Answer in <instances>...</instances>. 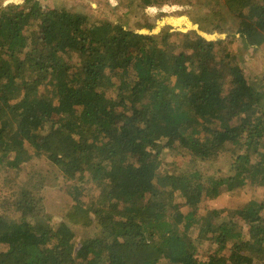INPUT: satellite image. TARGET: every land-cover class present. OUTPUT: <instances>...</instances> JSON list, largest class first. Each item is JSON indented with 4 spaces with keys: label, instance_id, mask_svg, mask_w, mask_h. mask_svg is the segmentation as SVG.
Wrapping results in <instances>:
<instances>
[{
    "label": "trees",
    "instance_id": "16d2710c",
    "mask_svg": "<svg viewBox=\"0 0 264 264\" xmlns=\"http://www.w3.org/2000/svg\"><path fill=\"white\" fill-rule=\"evenodd\" d=\"M194 15L264 44V0H204ZM247 77L227 44L196 32L140 34L52 0L0 7V166L45 156L76 182L58 225L26 188L8 203L0 264H264V90ZM166 148L188 168L160 172ZM220 158L226 176L203 172ZM89 182L102 190L86 205L75 194ZM246 186L263 199L199 213ZM230 210L247 232L223 224ZM73 227L96 233L77 247Z\"/></svg>",
    "mask_w": 264,
    "mask_h": 264
},
{
    "label": "rangeland",
    "instance_id": "374dc122",
    "mask_svg": "<svg viewBox=\"0 0 264 264\" xmlns=\"http://www.w3.org/2000/svg\"><path fill=\"white\" fill-rule=\"evenodd\" d=\"M31 1L33 0H0V7L9 4L23 6ZM182 1L184 3H181V0H169V2L162 3L161 5L155 3L148 5L143 0H52V3L71 10L86 12L95 19H106L113 23H118L125 29L140 34L158 37L165 30L182 33L196 32L208 40H221L238 56L244 73L248 76L247 78L251 82H260L259 87L264 90V44L262 46H250L249 41H245L236 32L237 29L234 26L231 28V32L226 33H220L216 29L201 30V24L197 23L198 20H196L197 18L194 13L204 0ZM191 2L195 3L198 7H191L190 4H193ZM173 40L175 39L173 38L170 42H173ZM166 143V141H163L164 145ZM181 156H184V154L180 150L173 152V150L166 148L160 156V172H165L171 167L187 169V162L189 160L182 159ZM173 161L174 163L172 164L171 162ZM214 163L213 165H206L203 172L210 174V172H214L215 167H218L222 173L220 176H226L225 174L230 166L229 159L220 158ZM53 168L45 156L32 159L18 171H8L6 167L0 166V215L13 214L8 203L14 201L26 188L33 192L35 198L37 197L41 200L43 204L42 212L49 218L45 219L51 221L53 225H58L71 206L75 204L74 195H71L74 190H70V188L76 182L65 183L63 176L57 174ZM35 178L38 182L42 183L40 188L36 187ZM78 186H81V189L79 194L76 193L75 196L78 195L77 198L80 202L86 205L91 204L92 200L97 199L102 190L99 184L92 182L82 183ZM262 199L263 194L261 189L246 186L244 190L237 191L234 195L225 192L215 200H204L199 208V213L228 209L235 207V205L241 207L250 201L260 202ZM176 200L178 203H184V200L179 196H177ZM182 211L187 213L190 209L183 207ZM230 212H233V210L221 216L226 218L222 221L223 224L233 226L237 232H247L249 223L243 221L235 214L230 215ZM219 219H216V221ZM77 228L73 227L74 232H76L74 243L77 247L85 239L96 233L95 231L89 235H84ZM197 237L198 232L194 230L193 239ZM5 247L6 245L0 244V250H3ZM199 250L200 252L197 254V257L202 258L205 254L202 249Z\"/></svg>",
    "mask_w": 264,
    "mask_h": 264
}]
</instances>
